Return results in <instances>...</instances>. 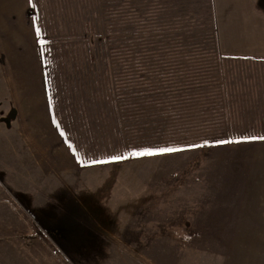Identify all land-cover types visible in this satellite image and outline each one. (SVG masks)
<instances>
[{"label": "rangeland", "instance_id": "rangeland-1", "mask_svg": "<svg viewBox=\"0 0 264 264\" xmlns=\"http://www.w3.org/2000/svg\"><path fill=\"white\" fill-rule=\"evenodd\" d=\"M217 41L212 0H0L19 264H264V65Z\"/></svg>", "mask_w": 264, "mask_h": 264}, {"label": "crops", "instance_id": "crops-1", "mask_svg": "<svg viewBox=\"0 0 264 264\" xmlns=\"http://www.w3.org/2000/svg\"><path fill=\"white\" fill-rule=\"evenodd\" d=\"M212 4L220 53L228 57H246L264 65V0H212ZM246 77L264 89V82L258 81L264 78V68L252 70ZM242 86L238 82L236 88L242 90ZM2 231L0 226V264H19L14 259L17 246L11 242L5 245Z\"/></svg>", "mask_w": 264, "mask_h": 264}, {"label": "snow or ice", "instance_id": "snow-or-ice-1", "mask_svg": "<svg viewBox=\"0 0 264 264\" xmlns=\"http://www.w3.org/2000/svg\"><path fill=\"white\" fill-rule=\"evenodd\" d=\"M39 32V29H37V33ZM248 139H255L256 137H247ZM261 139H264V137H262ZM175 151V149H171V148H156V149H152V148H143L139 151H135L133 153V155H137V156H142V155H153L156 153H168V152H172ZM110 159L112 160H119L121 159V157L119 156H112L110 157Z\"/></svg>", "mask_w": 264, "mask_h": 264}, {"label": "trees", "instance_id": "trees-1", "mask_svg": "<svg viewBox=\"0 0 264 264\" xmlns=\"http://www.w3.org/2000/svg\"><path fill=\"white\" fill-rule=\"evenodd\" d=\"M111 15H112V17L114 18V14H111ZM81 217H85V218H87V216H85L84 214H83ZM81 219H83V218H81ZM77 222H80V221L77 220L76 223H77ZM82 222H83V221H82ZM81 224H82V223H81ZM70 225H71V226H68V227H69V231L67 230V233H66V234H67V237H70V231L72 230V228L74 227L75 224L72 223V224H70ZM82 226H83L82 229H84V230H85V228H87L84 224H83ZM84 226H85V227H84ZM70 228H71V230H70ZM84 235H85V234H83V236H84Z\"/></svg>", "mask_w": 264, "mask_h": 264}]
</instances>
